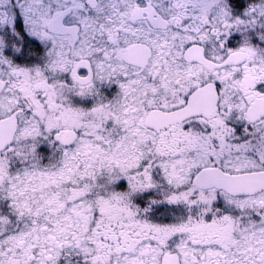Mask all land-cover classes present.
<instances>
[{
	"label": "snow or ice",
	"instance_id": "snow-or-ice-1",
	"mask_svg": "<svg viewBox=\"0 0 264 264\" xmlns=\"http://www.w3.org/2000/svg\"><path fill=\"white\" fill-rule=\"evenodd\" d=\"M0 264H264V0H0Z\"/></svg>",
	"mask_w": 264,
	"mask_h": 264
}]
</instances>
